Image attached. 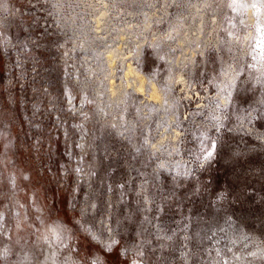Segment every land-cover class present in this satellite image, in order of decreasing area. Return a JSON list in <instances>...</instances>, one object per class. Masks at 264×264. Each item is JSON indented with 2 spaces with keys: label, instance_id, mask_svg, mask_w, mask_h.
<instances>
[{
  "label": "rangeland",
  "instance_id": "obj_1",
  "mask_svg": "<svg viewBox=\"0 0 264 264\" xmlns=\"http://www.w3.org/2000/svg\"><path fill=\"white\" fill-rule=\"evenodd\" d=\"M0 264H264V0H0Z\"/></svg>",
  "mask_w": 264,
  "mask_h": 264
},
{
  "label": "clouds",
  "instance_id": "obj_2",
  "mask_svg": "<svg viewBox=\"0 0 264 264\" xmlns=\"http://www.w3.org/2000/svg\"><path fill=\"white\" fill-rule=\"evenodd\" d=\"M170 138L171 137H169V139ZM144 144L148 145V142L145 141ZM133 147H136V146L133 145ZM169 155H171V152L166 150V145L163 144V143H158L156 148H155V151L154 152H150L148 154L147 158H149V159H153L154 158V162H155V165H156V167L153 169L154 172L158 173L161 169H163L165 158L167 156H169ZM162 165H163V167H162ZM96 195H97V197H99V193H97ZM104 210L105 209H104L103 203H102L101 211H104ZM108 210L110 212V208Z\"/></svg>",
  "mask_w": 264,
  "mask_h": 264
},
{
  "label": "snow or ice",
  "instance_id": "obj_3",
  "mask_svg": "<svg viewBox=\"0 0 264 264\" xmlns=\"http://www.w3.org/2000/svg\"><path fill=\"white\" fill-rule=\"evenodd\" d=\"M162 167H163V165H162Z\"/></svg>",
  "mask_w": 264,
  "mask_h": 264
},
{
  "label": "bare ground",
  "instance_id": "obj_4",
  "mask_svg": "<svg viewBox=\"0 0 264 264\" xmlns=\"http://www.w3.org/2000/svg\"><path fill=\"white\" fill-rule=\"evenodd\" d=\"M157 86V85H156Z\"/></svg>",
  "mask_w": 264,
  "mask_h": 264
}]
</instances>
